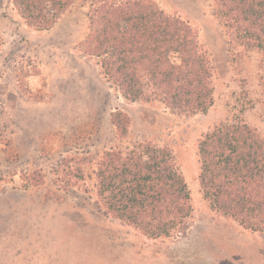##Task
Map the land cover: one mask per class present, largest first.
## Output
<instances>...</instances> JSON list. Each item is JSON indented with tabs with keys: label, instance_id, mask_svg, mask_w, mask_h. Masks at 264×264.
Here are the masks:
<instances>
[{
	"label": "rangeland",
	"instance_id": "obj_1",
	"mask_svg": "<svg viewBox=\"0 0 264 264\" xmlns=\"http://www.w3.org/2000/svg\"><path fill=\"white\" fill-rule=\"evenodd\" d=\"M95 1L76 0L54 26L38 30L12 0H0V264H264V232L205 199L198 149L203 134L236 118L264 137L262 55L228 35L213 0H154L198 31L214 102L191 114L160 100L130 101L82 51ZM117 110L131 118L126 136L112 122ZM139 143L173 152L193 205L186 233L149 238L100 207L98 159ZM70 158L68 171L56 170Z\"/></svg>",
	"mask_w": 264,
	"mask_h": 264
},
{
	"label": "trees",
	"instance_id": "obj_2",
	"mask_svg": "<svg viewBox=\"0 0 264 264\" xmlns=\"http://www.w3.org/2000/svg\"><path fill=\"white\" fill-rule=\"evenodd\" d=\"M12 1L28 25L44 30L76 0ZM213 1L228 35L259 52L264 65V0ZM88 19L82 51L97 60L124 98L160 100L175 113H205L212 106L211 61L187 20L154 0H97ZM112 122L120 136L127 135V113L114 111ZM198 149L199 184L210 206L246 229L264 232V137L236 118L203 134ZM72 161L64 159L56 170L68 171ZM94 174L98 203L109 215L153 239L187 232L193 205L170 148L139 143L127 151L107 150ZM30 178L38 181L42 174Z\"/></svg>",
	"mask_w": 264,
	"mask_h": 264
}]
</instances>
